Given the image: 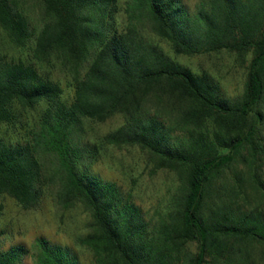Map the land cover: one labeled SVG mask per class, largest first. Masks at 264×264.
<instances>
[{
	"label": "trees",
	"instance_id": "1",
	"mask_svg": "<svg viewBox=\"0 0 264 264\" xmlns=\"http://www.w3.org/2000/svg\"><path fill=\"white\" fill-rule=\"evenodd\" d=\"M45 20L29 61L0 56V196L23 209L52 196L81 206L92 254L37 237L2 249L0 264H252L264 251V0H38ZM0 27L17 48L32 33L15 0H0ZM227 51L250 56L241 95L175 57ZM58 59L68 98L43 67ZM122 124L97 140L85 121ZM135 147L175 188L163 210L91 172L102 151ZM48 193V195H47ZM1 235V234H0ZM195 247L193 251L191 248Z\"/></svg>",
	"mask_w": 264,
	"mask_h": 264
},
{
	"label": "rangeland",
	"instance_id": "2",
	"mask_svg": "<svg viewBox=\"0 0 264 264\" xmlns=\"http://www.w3.org/2000/svg\"><path fill=\"white\" fill-rule=\"evenodd\" d=\"M124 0H120L122 3ZM17 6L25 13L32 33L28 46L24 49L15 47L0 27V56L7 59L29 61L32 54L33 41L41 29L45 14L38 0H15ZM176 60L190 67L195 72H207L216 78L228 97L241 95L248 71L250 56L240 59L234 53L222 51L197 55L193 57H175ZM45 74L57 79L64 89L65 95H72V80L68 71L54 59L45 67ZM41 108L27 110L23 113L20 124L16 128L0 125V134L6 138L22 136L28 128L27 123L35 120ZM122 124V118L115 116L105 122L85 121L87 139L99 141L103 135ZM98 161L91 166V172L104 180L120 184L124 190L131 191L135 202L144 209L161 211L176 186V175L169 170L151 171V160L148 153L135 147L122 149L109 148L101 152ZM48 195V193H47ZM264 207V205H263ZM89 217L81 206L68 210L60 209L52 196L44 197L41 204L33 209L25 210L12 198L0 196V243L2 249L12 245L24 244L31 247L37 237H44L51 242L71 247L84 263L92 259L91 252L76 243L78 235L85 233V223ZM193 251L195 247L191 248ZM26 264L32 261L25 259ZM252 264H264V251L258 249L253 253Z\"/></svg>",
	"mask_w": 264,
	"mask_h": 264
}]
</instances>
